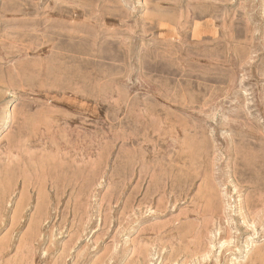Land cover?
Segmentation results:
<instances>
[{
    "label": "rangeland",
    "instance_id": "374dc122",
    "mask_svg": "<svg viewBox=\"0 0 264 264\" xmlns=\"http://www.w3.org/2000/svg\"><path fill=\"white\" fill-rule=\"evenodd\" d=\"M0 264H264V0H0Z\"/></svg>",
    "mask_w": 264,
    "mask_h": 264
},
{
    "label": "bare ground",
    "instance_id": "6f19581e",
    "mask_svg": "<svg viewBox=\"0 0 264 264\" xmlns=\"http://www.w3.org/2000/svg\"><path fill=\"white\" fill-rule=\"evenodd\" d=\"M12 107V106H11ZM14 108V107H13ZM12 114H13V111H12V109H10L9 110V112L5 115V117H4V120H3V123H5V124H8L9 122H10V120H11V117H13L12 116ZM4 126V125H3ZM41 203V202H40ZM20 205V204H19ZM39 205V204H38ZM18 207V206H17ZM40 207V206H39ZM47 209V208H46ZM18 210H20V209H18ZM46 212V211H45ZM20 214V213H19ZM40 214V213H39ZM45 216V215H44ZM39 220V219H38ZM38 222V221H37ZM41 224V223H40ZM37 225H39V224H37ZM31 234V233H30ZM2 247V246H1Z\"/></svg>",
    "mask_w": 264,
    "mask_h": 264
}]
</instances>
